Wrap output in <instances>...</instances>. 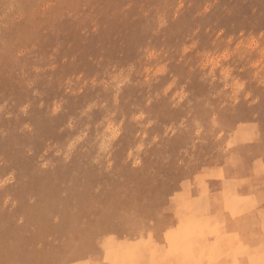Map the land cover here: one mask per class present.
Masks as SVG:
<instances>
[{
  "label": "rangeland",
  "instance_id": "1",
  "mask_svg": "<svg viewBox=\"0 0 264 264\" xmlns=\"http://www.w3.org/2000/svg\"><path fill=\"white\" fill-rule=\"evenodd\" d=\"M217 178L264 190V0H0V264L188 254Z\"/></svg>",
  "mask_w": 264,
  "mask_h": 264
},
{
  "label": "crops",
  "instance_id": "2",
  "mask_svg": "<svg viewBox=\"0 0 264 264\" xmlns=\"http://www.w3.org/2000/svg\"><path fill=\"white\" fill-rule=\"evenodd\" d=\"M247 177L240 174L230 179L236 182ZM235 182L227 183L217 178L208 184L212 207L205 216L211 217L212 225L223 226L222 237L202 239L188 255L179 256L170 253L171 243L166 235L172 231L167 230L161 239L151 242V246L141 245L134 264H264V190L259 192L250 184ZM227 186H237L231 189L230 196ZM226 195L231 207L226 205Z\"/></svg>",
  "mask_w": 264,
  "mask_h": 264
},
{
  "label": "bare ground",
  "instance_id": "3",
  "mask_svg": "<svg viewBox=\"0 0 264 264\" xmlns=\"http://www.w3.org/2000/svg\"><path fill=\"white\" fill-rule=\"evenodd\" d=\"M228 205V204H227ZM208 207V206H207ZM238 213V212H237ZM197 226V225H196ZM209 235H211V234H209ZM177 238V237H176ZM217 242V241H216ZM227 242V241H226ZM225 243V242H224ZM180 245V244H179ZM248 251V250H247ZM188 255V254H187ZM125 258V257H124ZM232 258V257H231ZM256 260V259H255ZM252 261V260H251ZM264 261V260H263ZM257 262V261H256Z\"/></svg>",
  "mask_w": 264,
  "mask_h": 264
}]
</instances>
